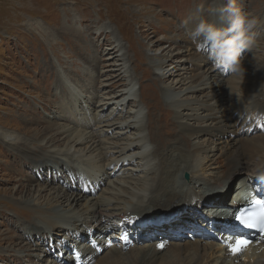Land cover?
Listing matches in <instances>:
<instances>
[{"label":"rangeland","instance_id":"rangeland-1","mask_svg":"<svg viewBox=\"0 0 264 264\" xmlns=\"http://www.w3.org/2000/svg\"><path fill=\"white\" fill-rule=\"evenodd\" d=\"M220 3L221 0H0V264H100L103 257L111 255V247L117 246L122 253H128V246H143L155 240L164 245L158 251L160 258L158 256L159 259L154 263L160 264L161 255L173 254L178 250L185 251L183 255H186L188 248L194 249L197 242L201 248L207 244L219 247L231 239L225 238V234L236 231L217 228L215 223L214 227L206 224L211 219L210 212L206 210L202 213L206 215L202 217L206 221L196 226L195 218L189 212L180 218L176 217L183 208L191 207L194 202L200 201L206 206L218 195L224 199V210L229 207L232 209L217 212L216 219H223L225 214L229 216L228 211H234L235 208L231 200L240 191V180L255 176L258 185L250 189L251 193L264 192L262 169L254 173L250 168H234L229 173L223 171V180L203 193L195 185L190 186L187 196L179 198L177 205L171 208L173 210L162 218H157L154 210L145 211L142 207L135 209L132 206L134 202L144 204L147 198L136 201L132 197V203L127 202L125 206L128 210L133 209L129 213L89 218L79 211L77 217L65 220L51 212V207L58 204L54 200L56 194L61 196L62 199L58 200H62L64 205L65 198L70 194L71 197L76 193L84 195L73 205L78 211L94 198L110 196L109 190L117 182L108 184V179L126 180L131 189L140 184L139 177H143L144 173L140 170L130 173L125 168H136V163L129 160L133 156L124 158L114 168V162L102 166L100 172L89 168L84 162L59 164V161L51 160L53 148L42 147L41 139L33 141L34 135L50 133L48 131L52 125L49 123L82 130L85 127L96 128L95 120L99 116L115 122L117 116L127 115L128 109L134 111L137 107L133 103L136 102L141 109V115L136 120L145 124V114L151 104L146 105L142 100L144 89L142 91L141 88L151 86L153 79L159 78L151 71L148 57L168 49L174 54L166 65L179 66L183 76L195 77L208 65L214 66L226 77L224 86L230 87L232 84L228 85V82H234L240 72L217 67L208 59L206 52L198 49L190 39V30L202 16L216 19L215 13ZM238 3L242 10L259 17L260 24L255 29V46L264 47V0H238ZM255 46L244 53L242 64L254 58ZM113 49L116 50L113 53L115 58L108 59L107 55ZM122 62L125 63V72H119L120 77L117 78L112 76ZM178 78L166 76L158 83L162 87ZM213 80L219 79L215 77ZM129 86L131 95L123 102L111 100L101 104L114 92ZM176 86L182 87V84ZM159 100L165 104L161 93L157 100L158 108L149 112L162 115L166 123L172 119L171 125L166 128L168 133L164 130L165 135L173 141V147L177 145L176 149L184 152L195 139L191 140L193 138L182 134L175 116L164 112ZM225 108L229 109L230 106L226 103L217 104L214 112L224 113ZM247 119L244 126L249 124V134L258 136L259 142L264 143V111L260 114L253 111ZM188 122L192 124L195 121ZM161 123L164 124L160 122L159 127L163 128ZM122 127L118 125V128ZM111 131L107 129L100 133L102 138L106 137L108 145L114 141L122 144L126 135L133 136L131 132L134 129L119 136ZM6 132L16 137L4 140ZM143 134L147 136V132ZM204 139L225 153L233 150V147L224 146L227 137L202 133L196 138L200 142ZM24 141L27 144H23ZM161 141L158 140L159 143ZM147 143L149 148L153 147L149 141ZM55 145L56 148L63 147L60 140ZM215 152L217 155L221 153L220 150ZM222 156L218 160H222ZM118 170L121 174L114 175L113 172ZM185 173L181 174L180 179L189 184L190 176ZM107 174L112 177L108 178ZM152 178L154 175L151 174L146 177L147 188L153 184ZM40 186L36 202L47 208L44 210L33 203H23V199L31 196ZM46 216L54 220L58 227H50ZM121 221L125 223L123 226H120ZM172 222L175 224H170ZM155 225L165 226L166 232H154L152 238L141 234L144 228ZM121 228H125V233L120 232ZM252 244L247 248L252 253L255 251L254 259L264 260L261 251L253 250L256 245ZM122 263L125 264V261Z\"/></svg>","mask_w":264,"mask_h":264},{"label":"bare ground","instance_id":"bare-ground-1","mask_svg":"<svg viewBox=\"0 0 264 264\" xmlns=\"http://www.w3.org/2000/svg\"><path fill=\"white\" fill-rule=\"evenodd\" d=\"M186 50L187 49H185V51ZM115 51L116 50L113 49L111 51L112 53L107 55V58H115L113 54ZM253 51L254 54H258L259 56L253 54L254 58L252 60H249L246 64H242L245 71L240 72L234 82H232L233 80L228 82V85L232 84L230 87L228 86V88L225 87L223 83L226 77L222 76L219 70H215L214 66L211 67L208 65V67H205V69L203 68L195 77L192 75L183 76L179 70V66L174 64L169 66L166 65L167 60L174 54L171 49L161 52L160 54H150L148 57L150 69L155 72L159 78H157V80L153 79V82H156L155 86L152 82L151 86L141 88L142 91L144 89V96L141 97L142 100L146 102V105L151 104L145 114L147 119L145 124L136 120V118L141 115L140 104L136 102L137 104L133 103L134 106L137 107L134 111L128 109L127 115L123 117H121V115L117 116V121L115 122H112L107 117L105 119L101 116L97 117V119L95 118L96 128L94 129L85 127L82 130H74L72 127L68 128L63 124L49 123L52 125L50 131H48L50 133L34 135L33 137L35 138L32 137L33 141L41 139L40 145H42V147L53 148L51 151L53 153L51 155V160H57L59 164L63 162L71 164L70 161H78V163L84 162L87 163L86 165H88L89 168L95 171L99 170L98 172H100V167L102 166L104 167L114 162V166L112 167L114 168L117 163L123 162L124 158L133 156L129 160L136 163V168H125L129 169L130 173H132L133 170H140V172L144 173L143 177H139L141 181L140 184L134 185L131 189L126 184V180L116 181L114 179H108V184L117 182L116 186L112 188V190H109L110 196L94 198L88 201V203L78 211L74 209L73 205L84 195L76 193L71 197L70 194L68 198H65L66 205H64V203H61L62 200L59 201L61 196L56 194L54 200L58 204L51 207L53 215L64 217L65 220L77 217L79 211L81 215L87 214L89 218H99L106 214L116 216L118 213L122 214L123 212L128 211L129 213V211H133V209L128 210L125 206L127 202L132 203V197H135L137 200H134L136 201H143L144 198H147L146 201L144 200V204L143 202L140 204L139 202L138 204L134 202L132 206L134 208L136 207L135 209L142 207L145 211L147 209L151 211L154 210L156 211L157 218H162L167 212L173 210L171 208L177 205L179 198L182 199L187 196V193L191 190L189 189L190 186L193 187V185H195L198 190H200L199 192H202L220 183V181L223 180V171L229 173L230 170L234 168H250L252 169V173H254L261 169L264 170V143L259 142L258 136L252 137L253 134H249V124L244 126L248 120V116H250L253 111L259 114L264 111V47L259 45L257 47L255 46ZM116 70L117 72L112 76L117 78V76L120 77L119 72H125V63L122 62L119 64ZM166 76H177L179 78L172 80L169 84H163L162 87L159 86L158 80L160 81ZM215 77L219 80H213ZM178 84H182V87H177L176 85ZM217 90L219 93H217ZM159 93H161L164 98L165 104L159 100V104H162L164 112L171 113L172 117L175 116L178 122L177 127L181 130L182 134L188 138H193L191 140L195 139L193 144L189 143V149L183 150L184 152L176 149L177 145L173 147V141L169 140L168 136L165 135V132L168 133L166 128L171 125L172 119L167 120L166 123L165 120L163 121L162 115L159 116L153 112H149L154 108H158L157 100L159 99ZM186 94L189 95H187V97H182ZM112 95V97L106 98L107 100L101 104H107L111 100H114L116 103L120 101L123 102L131 95L130 86L129 88L120 89ZM220 103H226L230 108H225L224 113L216 114L214 108ZM199 110L201 112H199ZM236 113L238 114L233 120ZM189 120H194L195 122L191 124L188 122ZM160 122H164V124L161 123V126H164L163 128L159 127ZM118 125H122L123 127L118 128ZM107 129L112 130L111 132L117 134V136L126 134L127 130L130 129H134V132H131L133 134L132 137L126 135L124 137L125 142L122 144H118L119 142L117 143L114 141L108 145L106 144L107 141H105L106 137L102 138V135H100V133ZM144 131L147 132L146 137L148 141L153 145L151 148H149L148 141L143 134ZM202 133L217 135L220 138L227 137L228 139L225 140L226 145L224 146L226 148L233 147L232 152L225 153L224 150L219 149L220 147L214 145V143L209 145L208 139H204L203 142L196 140ZM4 136V140L6 138L16 137L14 135L12 136L11 132H6ZM58 140L61 141L63 147L56 148L57 145H55V142ZM158 140H162L161 143H159ZM22 143L27 144V141ZM169 143L171 145H169ZM216 150L221 151L220 155H217L215 152ZM22 152L25 151L23 150ZM25 153H28V151ZM222 155H224V158L218 160ZM135 158H138V160L135 161ZM152 164L154 166H152ZM111 170L112 169L107 172L110 173ZM183 172L189 174V184H185L181 181L180 177ZM113 174L118 176L121 172L118 170L114 171ZM149 174L154 175V178L151 179L153 180V184L149 185L147 188L148 182H146V177L149 176ZM107 177L110 178L112 176L107 174ZM254 177L255 176H249L240 180V191H237L234 199L231 200L232 206L235 207L234 211L229 210L227 213L230 217L225 214L223 219H216L215 214L217 212H226L227 209H232L229 207L224 210V199L221 195H218L219 197H216L214 201H211L206 206L200 201H196L191 207L186 209L183 208L176 218H180V216L182 217L189 212L195 218V226L204 224L203 222L206 220L202 218L204 215L202 213L206 210V212H210L211 214V219H209L206 224H208L209 227H214L215 223L217 228L236 231V233L228 232L224 236L225 238L228 237V239L231 237L233 241L241 235L238 229L243 228L238 222L234 221V216L237 214L239 207L250 203L252 199L261 194V192L252 194L250 191L255 184L258 185ZM40 191L41 186L36 189L31 196L25 197L23 203H33L43 210L47 209L36 202L38 200L36 197L39 196ZM103 191L105 192L107 190ZM244 192H247V194L243 195L242 193ZM123 196L126 198H123ZM149 206L150 208H147ZM204 216L206 217V215ZM49 218L50 217L46 216L45 219H48L50 222V227H58L56 223L53 222L54 220L51 221ZM46 221L47 220H45V222ZM124 224V222H120V226ZM170 224H175V222ZM184 228L188 230V227L184 226ZM189 229L192 230L190 227ZM124 231L125 228H121L120 232L125 233ZM154 232H166L165 226H150L144 228L141 234H145L147 238H152ZM251 243H253L252 245H256L253 250H260L264 257V239H262L260 233ZM195 244L197 245L195 246L193 244L194 249L189 250L190 248H188L189 251H186V255H183L185 251L181 252L180 250L173 254L168 253L161 255L160 264H264L263 259H254L255 251L252 253L251 250L249 251V248L243 249L238 254H233L229 248L226 247V244H222L224 246L218 245L219 247L215 244H207L206 246L203 245L204 247L202 248L198 242ZM157 245H160V243L155 240L146 242L143 246H128V253H122L121 248L117 246L111 247V255L103 257L102 261H99V263L123 264L122 262L125 261V264H154L155 261L160 258L158 251L161 247H157ZM120 259H122V261H120Z\"/></svg>","mask_w":264,"mask_h":264},{"label":"clouds","instance_id":"clouds-1","mask_svg":"<svg viewBox=\"0 0 264 264\" xmlns=\"http://www.w3.org/2000/svg\"><path fill=\"white\" fill-rule=\"evenodd\" d=\"M215 14V20L202 16L190 30V39L217 67L234 73L245 71L243 56L256 44L259 17L242 10L238 0H221Z\"/></svg>","mask_w":264,"mask_h":264},{"label":"snow or ice","instance_id":"snow-or-ice-1","mask_svg":"<svg viewBox=\"0 0 264 264\" xmlns=\"http://www.w3.org/2000/svg\"><path fill=\"white\" fill-rule=\"evenodd\" d=\"M253 203L261 206V211L259 213L250 215L241 209V213L236 215V219L247 227L258 229L262 239H264V201L256 200ZM224 242L226 247H228L233 254L240 253L250 243V241L244 238L235 239L234 242L231 239ZM157 247L162 248L164 245L160 244L157 245Z\"/></svg>","mask_w":264,"mask_h":264},{"label":"water","instance_id":"water-1","mask_svg":"<svg viewBox=\"0 0 264 264\" xmlns=\"http://www.w3.org/2000/svg\"><path fill=\"white\" fill-rule=\"evenodd\" d=\"M252 232H255V231H252Z\"/></svg>","mask_w":264,"mask_h":264}]
</instances>
